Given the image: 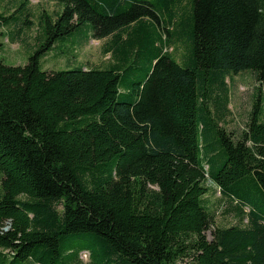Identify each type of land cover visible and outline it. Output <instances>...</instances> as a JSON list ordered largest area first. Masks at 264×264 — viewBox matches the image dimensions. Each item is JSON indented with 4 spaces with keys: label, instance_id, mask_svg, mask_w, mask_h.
<instances>
[{
    "label": "trees",
    "instance_id": "1",
    "mask_svg": "<svg viewBox=\"0 0 264 264\" xmlns=\"http://www.w3.org/2000/svg\"><path fill=\"white\" fill-rule=\"evenodd\" d=\"M54 1L26 63L0 62V264H264L260 87L222 125L226 78L264 82V0ZM80 32L112 61L41 68ZM210 192L238 223L208 240Z\"/></svg>",
    "mask_w": 264,
    "mask_h": 264
},
{
    "label": "rangeland",
    "instance_id": "2",
    "mask_svg": "<svg viewBox=\"0 0 264 264\" xmlns=\"http://www.w3.org/2000/svg\"><path fill=\"white\" fill-rule=\"evenodd\" d=\"M185 0H183L184 2ZM61 6L54 0H0V62L7 65H23L38 45L40 34L39 16L45 12L54 17ZM7 18V19H6ZM29 19L30 23H25ZM111 38H86L84 32L75 34L72 42L64 48L55 46L40 57L43 70L66 69L76 65L85 68L105 67L112 61L110 53L102 51L103 45ZM85 42V43H84ZM65 50V51H63ZM62 52V53H60ZM173 57L180 60L183 46L176 41L168 48ZM140 74H136V77ZM230 114L222 123L232 132L240 131L247 121L253 96L260 87L264 113V82L257 83L251 72L241 71L226 78ZM209 205L214 213L213 223L205 230L207 239L216 226H230L238 223V218L224 208V201L217 193H208ZM245 222V221H244ZM81 264L88 263L87 252L80 253Z\"/></svg>",
    "mask_w": 264,
    "mask_h": 264
}]
</instances>
